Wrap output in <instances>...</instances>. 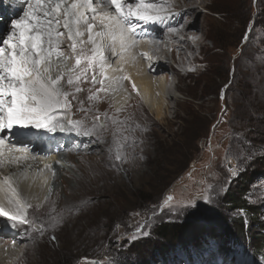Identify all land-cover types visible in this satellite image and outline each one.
I'll list each match as a JSON object with an SVG mask.
<instances>
[{"label": "rangeland", "instance_id": "obj_1", "mask_svg": "<svg viewBox=\"0 0 264 264\" xmlns=\"http://www.w3.org/2000/svg\"><path fill=\"white\" fill-rule=\"evenodd\" d=\"M238 1L214 5L232 7L233 18L213 14L217 23L210 27L212 40H207L211 51H184L194 54L200 65L179 72L181 90H171L175 98H168L167 116L157 119L145 113L126 122L125 151L118 148L112 130L113 145L101 153L105 189L81 191L68 201L77 218L54 221L33 207V224L14 226L15 240L7 246L20 249L16 264H264V202L255 189L264 185V62L256 60L257 42L250 36L259 15L256 8L264 0ZM0 21V30L6 32L8 21ZM257 33L264 34V19ZM62 41L69 42L66 36ZM185 61L178 57L172 65L184 69L180 63ZM167 62L171 66L170 59ZM94 69L92 76L99 81V65ZM169 78V85L178 81ZM90 97L89 102L104 104ZM74 111L72 116L58 109L67 126L72 116L97 133L89 150L94 143L100 149L112 118L96 120L99 112L91 116L83 108ZM195 127L194 142L187 137ZM62 165L79 178L78 169ZM18 182L24 189L22 179ZM230 198H237L246 210ZM172 223L180 228L179 238L162 239L157 228Z\"/></svg>", "mask_w": 264, "mask_h": 264}, {"label": "bare ground", "instance_id": "obj_2", "mask_svg": "<svg viewBox=\"0 0 264 264\" xmlns=\"http://www.w3.org/2000/svg\"><path fill=\"white\" fill-rule=\"evenodd\" d=\"M150 1L158 4H163L165 1L173 3L175 9L170 11L166 18L171 19L169 21L171 28L177 29L183 25V29L174 33L168 30L165 32L161 30L165 28L157 26L158 23L134 21L137 30L130 35L123 45L118 37L112 44L114 50L108 47L103 50V55L106 57V66L99 81L105 80L104 85H101L99 81L96 84L92 83L91 86L88 85L92 73H94V68L90 69L86 74V78H82L78 84L66 85L67 75L62 81L64 91L70 94L67 98L68 107L59 110L67 111L69 114L71 112L72 116H75L73 114L75 113L74 110L83 108L91 116H93V113L99 112L98 115H94L96 120H98L97 117L105 119V115L110 117V120L112 118L113 127L108 126L109 136L106 137L105 144L100 149H98L99 145L94 143L95 145L89 150L90 143L96 139L97 133L93 135L91 130L81 126L84 123L78 124L70 115L69 120L77 122V126L73 127L72 124L67 126L64 123V118L61 115L59 116V113L58 120L64 124L65 131H60L57 127L54 132L36 129V131H27L26 135L20 137L11 136L13 142H15V147L18 146L19 151L11 149L12 156L5 164L6 172L16 174L18 179H22L24 187L29 184L28 188L24 190L23 196L24 200L30 205V210L33 207H40L54 221L61 219L63 222H72L77 218L75 215L77 212L73 209L74 206L68 205V201L76 199L77 196L75 195L81 191L87 193L105 189L104 180L107 178V172L104 168V156L101 153L107 151L109 146L113 145L112 130L118 139V148L125 151L124 148L128 146V142L125 139L123 140L122 137L126 135V122L136 121L145 113H150L157 119L165 118L169 110L168 98H175L171 94V90L180 91L181 86L179 83L183 81V78H181L183 76L179 75V72L172 65V61H176L178 57L183 60L187 59L188 53L184 52L185 50L190 53H193L196 49L201 50L203 53L211 51L207 40H212L210 27L217 23V20L213 18L214 13L223 15L226 20L233 18L232 7H214L221 0H145L146 3ZM228 1L239 3L238 0ZM96 2L99 5L105 0H96ZM135 2H138V0H135ZM30 3H34V0H30ZM259 6L261 7L256 8L259 15L255 19V26L250 27V36L256 38V50L259 53L256 60L264 62V34L257 33L258 24L264 19V5ZM26 10L27 5L15 6L13 3L0 0V17H4L8 21L6 32L0 30V37H5L11 31L12 23L19 19ZM109 10L112 11L113 9L109 8ZM201 11H205L207 14L201 15ZM229 23L232 25L231 21ZM242 28L240 26V29ZM59 30L61 32L66 31L62 27ZM232 31H230V34ZM188 36L195 37L193 40L195 47L188 40ZM84 39H87V34H85ZM68 41L66 44H61L60 47L67 56L72 57L68 60L71 62V65L68 64V66L75 67V57L69 47L71 41ZM214 42L212 41L213 49L216 48ZM87 45V49L91 51L92 45ZM176 56L178 57L176 58ZM169 59L171 66L167 62ZM253 60L255 61V57ZM81 68H83V65ZM170 75L178 80L176 84L169 85ZM77 86L82 89L80 92L75 91ZM92 94L95 99L99 98V101L104 104H98L95 101L89 102V97ZM96 131L98 132V130ZM120 139L124 142H121ZM85 146H87V149L83 151ZM9 151L6 150V152ZM16 157L19 159H16ZM75 159L78 162L74 161ZM62 163H70L69 167L74 171L78 169L79 178H75ZM72 183H75L76 186L73 187ZM11 189L13 188L10 184L0 178V207L5 211L14 212L15 204L8 203V200L12 198ZM255 189L258 191L259 200L261 199L264 202V185L256 186ZM63 194L65 196H62ZM16 199L21 202L17 193ZM68 207H71L72 210H68ZM4 218L7 220H4ZM3 220L5 226L1 227ZM17 225L21 224L17 222ZM0 230L2 238L0 242L2 245L0 247V264H16L20 259L21 251L16 246H7V243L15 240L16 228L11 225L7 217L0 215Z\"/></svg>", "mask_w": 264, "mask_h": 264}, {"label": "snow or ice", "instance_id": "obj_3", "mask_svg": "<svg viewBox=\"0 0 264 264\" xmlns=\"http://www.w3.org/2000/svg\"><path fill=\"white\" fill-rule=\"evenodd\" d=\"M166 15L162 6L145 0H105L99 5L96 0H34L28 3L27 10L12 23L11 31L0 37V133L11 132L16 126L48 132L59 127L60 131H65L64 124L58 120V109L68 107L70 93L62 87L65 75L70 86L86 78L96 65L103 75L105 47L114 50L112 44L118 37L123 45L137 30L134 21L163 23ZM61 27L66 31L61 32ZM169 30L175 31L171 27ZM65 36L71 41L69 47L75 57V67L68 66L67 61L72 57L60 47ZM87 44L92 45L90 55L85 50ZM91 82H98L94 75ZM99 83L104 85L105 80ZM81 90L78 86L75 88L76 92ZM68 123L77 126V122L69 120ZM4 143L0 138V165L6 158ZM7 156H12V150ZM11 192L8 203H14L15 210L9 212L0 207V215L14 222L13 226H18L16 222L33 224L26 219V208L30 205L16 199L14 188Z\"/></svg>", "mask_w": 264, "mask_h": 264}, {"label": "trees", "instance_id": "obj_4", "mask_svg": "<svg viewBox=\"0 0 264 264\" xmlns=\"http://www.w3.org/2000/svg\"><path fill=\"white\" fill-rule=\"evenodd\" d=\"M194 129L195 131L192 130L187 139H191V141L195 142L198 136L197 132L199 128L195 127ZM229 200L232 204L238 207V209L246 210L245 206L238 204L237 198H230ZM157 233L162 239H177L180 235V228L175 223L165 224L157 228Z\"/></svg>", "mask_w": 264, "mask_h": 264}, {"label": "water", "instance_id": "obj_5", "mask_svg": "<svg viewBox=\"0 0 264 264\" xmlns=\"http://www.w3.org/2000/svg\"><path fill=\"white\" fill-rule=\"evenodd\" d=\"M92 264H98L96 261H94Z\"/></svg>", "mask_w": 264, "mask_h": 264}]
</instances>
